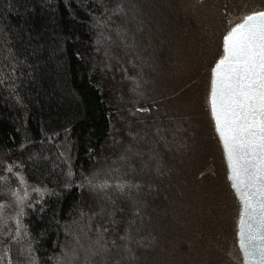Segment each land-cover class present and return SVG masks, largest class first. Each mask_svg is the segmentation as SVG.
<instances>
[{"label":"trees","instance_id":"1","mask_svg":"<svg viewBox=\"0 0 264 264\" xmlns=\"http://www.w3.org/2000/svg\"><path fill=\"white\" fill-rule=\"evenodd\" d=\"M264 0H0V264H244L211 116Z\"/></svg>","mask_w":264,"mask_h":264},{"label":"water","instance_id":"2","mask_svg":"<svg viewBox=\"0 0 264 264\" xmlns=\"http://www.w3.org/2000/svg\"><path fill=\"white\" fill-rule=\"evenodd\" d=\"M261 13L264 12L246 16L243 21L231 29L227 35V37H231L229 49L241 43L242 36H249L253 33H255L254 44L264 43L260 40L261 31L264 29V19L260 17ZM250 16L256 19L248 21ZM246 21L247 23H245ZM241 25H244L243 29H241ZM234 29H240V32L234 33ZM225 47L224 42V55L212 72L209 95L210 111L216 132L224 148L229 178L240 202L237 226L239 230L238 246L243 256V262L244 264H264V150H262L264 139H261L264 133L259 132L264 117H259L248 111V105L252 101H245L244 109H241L238 103L233 102L243 98L232 96L225 86L234 83L237 75H244L246 66L243 59L233 57L231 51L226 53ZM226 55L229 56L227 60H225ZM221 61L224 63L221 64ZM218 64L219 68H217ZM257 71L264 75V71L259 67H257ZM214 91L216 92L215 96ZM221 91L225 93L223 99L228 103L225 106L224 114L220 116V121L224 126V132L228 136L236 137L235 140L228 142L232 145L231 149L226 144L225 137L217 131V115L214 114V106L220 107ZM259 103L257 99V106ZM231 108L236 109L239 118L231 113ZM246 113L247 119H245ZM253 132L255 135L249 134Z\"/></svg>","mask_w":264,"mask_h":264},{"label":"snow or ice","instance_id":"3","mask_svg":"<svg viewBox=\"0 0 264 264\" xmlns=\"http://www.w3.org/2000/svg\"><path fill=\"white\" fill-rule=\"evenodd\" d=\"M260 17L264 19V13L260 14ZM256 19L255 17H248V21ZM247 23V21L245 22ZM244 28V25H241V29ZM235 32H240V29H234ZM255 33L249 36H242V42L237 46L229 49V41L231 37L225 38V51L226 53L231 51V55L233 57H237L243 59L245 68L244 75H237L235 77L234 83H230L225 87L229 90V93L234 97H242L243 99L240 101H233L234 103H238L241 109L245 108V101H252L251 104L248 105V111L253 114L258 115L259 117H264V75H261L260 72L257 71V67L260 70L264 71V43L254 44ZM260 40L264 41V29L261 31ZM229 59V56H225V60ZM224 61H221L223 64ZM220 65H217L219 68ZM215 83V82H214ZM216 92L214 91V96ZM221 103L220 107L216 108L214 106V114L217 115V131L221 132V135L225 137L226 144L231 149L232 145L228 142L235 140V136H228L223 130V124L220 121V116L224 114L225 106L227 105V101L223 99L225 93L221 91ZM257 99L259 100V106H257ZM231 113L237 115L239 118V114L236 112L235 108H231ZM245 119H247V113L245 114ZM231 123V121H229ZM261 128L259 129L260 133H264V121H261ZM235 131V129H232ZM250 135H255V133H249ZM261 139H264V135L261 136ZM264 150V148H262Z\"/></svg>","mask_w":264,"mask_h":264}]
</instances>
